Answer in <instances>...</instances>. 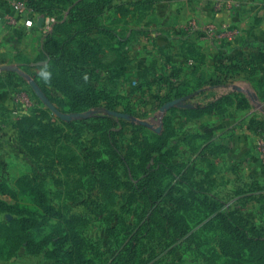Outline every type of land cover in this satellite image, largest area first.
Masks as SVG:
<instances>
[{
    "label": "rangeland",
    "instance_id": "1",
    "mask_svg": "<svg viewBox=\"0 0 264 264\" xmlns=\"http://www.w3.org/2000/svg\"><path fill=\"white\" fill-rule=\"evenodd\" d=\"M7 1L0 264H264V93L209 83L223 0Z\"/></svg>",
    "mask_w": 264,
    "mask_h": 264
},
{
    "label": "crops",
    "instance_id": "2",
    "mask_svg": "<svg viewBox=\"0 0 264 264\" xmlns=\"http://www.w3.org/2000/svg\"><path fill=\"white\" fill-rule=\"evenodd\" d=\"M10 10L11 8L7 0L0 3V42L2 44L5 38V34L2 32H4V29H10L5 26V19L10 13ZM36 17L38 18L40 16ZM42 17L43 21L41 27L35 24V29L38 31H40L41 28L44 29L47 25V18L44 16ZM11 30L12 33L17 34V31H15L17 29L11 27ZM33 30L34 29H32V31ZM221 61L222 76L226 78L227 82L226 85L222 86V93L228 94V96L231 95V93L241 94L242 91L240 89L243 88L242 84L251 86L254 93L258 95L264 93V0H223ZM213 75L214 67L213 70L210 71L209 77ZM261 100V102H264V98H261ZM247 106H249V104ZM233 108L236 110L240 109L236 107V105H234ZM211 114L215 115L214 113ZM216 117L218 118V126L215 127H219L221 123L227 131H231L229 129L230 127H232V129L234 128V131L232 130V135L229 134L226 138L235 142L239 158H243L246 153V155L255 153L251 147L244 144L247 137L246 133H240L237 129L239 125L244 123L246 126L243 125V127L248 130L250 122L243 121L244 119L242 117L229 116L225 114V112L218 114ZM251 121L254 123L258 121V118H254ZM260 121H264V119ZM215 135L216 137L212 135L210 138L211 141L209 140V147L212 150H209L206 156L217 155L219 157L226 153L222 150L224 149L222 148V138L217 134ZM225 147L229 149V144ZM255 162L259 170L257 173H261L260 175L262 177L264 173L259 169L260 166L258 162L256 160ZM254 168L255 167H253V169Z\"/></svg>",
    "mask_w": 264,
    "mask_h": 264
},
{
    "label": "trees",
    "instance_id": "3",
    "mask_svg": "<svg viewBox=\"0 0 264 264\" xmlns=\"http://www.w3.org/2000/svg\"><path fill=\"white\" fill-rule=\"evenodd\" d=\"M32 10H33V12H35V13H41L42 11H43V7H41V6H37L34 2L32 3V6L30 7ZM219 66H221L220 68V70L222 71V62L221 63H219ZM220 76L222 75V72L219 74ZM219 76V77H220ZM212 77H214V75L212 76ZM219 78H217V79H213V78H211L210 80H209V83H210V88H213V87H217V86H219V85H222V86H224V85H226L227 84V82H226V78L225 77H223L222 76V83L218 80ZM188 96V95H187ZM181 97V95L179 96V98ZM243 101V103H244V100H242ZM213 103H214V101H210L209 103H207V104H204V105H200V104H193L194 106H195V108H197V109H201V111H205V112H211L212 110H213ZM189 105H191V106H193L192 104H189ZM256 122H261V121H256ZM209 150H212L211 148H209ZM250 238L252 237V236H249ZM251 239H253V238H251ZM249 255H251V252L249 251V253H248Z\"/></svg>",
    "mask_w": 264,
    "mask_h": 264
},
{
    "label": "built area",
    "instance_id": "4",
    "mask_svg": "<svg viewBox=\"0 0 264 264\" xmlns=\"http://www.w3.org/2000/svg\"><path fill=\"white\" fill-rule=\"evenodd\" d=\"M22 7H23L22 3L19 2V10L20 11H22ZM36 18L37 17L36 16L33 17V15H30L29 17H25V19L23 20V25L27 27V26L36 24V20H37ZM10 21H12V23L15 24V20L11 19ZM14 24H12V25H14Z\"/></svg>",
    "mask_w": 264,
    "mask_h": 264
},
{
    "label": "water",
    "instance_id": "5",
    "mask_svg": "<svg viewBox=\"0 0 264 264\" xmlns=\"http://www.w3.org/2000/svg\"><path fill=\"white\" fill-rule=\"evenodd\" d=\"M42 21H43V17H42V16L38 17V18H37L36 25H37L38 27H41ZM1 68H6V67H1ZM172 104H178V100H172V101L168 102L167 104H165V106L172 105ZM179 105H180V104H179ZM50 108H51L54 112L58 113V111H57L53 106L50 105ZM58 114H59V113H58Z\"/></svg>",
    "mask_w": 264,
    "mask_h": 264
}]
</instances>
